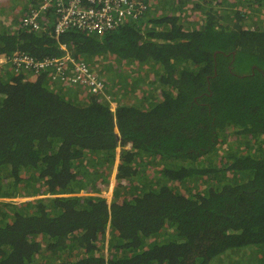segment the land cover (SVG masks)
<instances>
[{"label": "trees", "instance_id": "1", "mask_svg": "<svg viewBox=\"0 0 264 264\" xmlns=\"http://www.w3.org/2000/svg\"><path fill=\"white\" fill-rule=\"evenodd\" d=\"M209 3L200 24L187 26L182 2L59 37L19 26L15 10L12 26L0 19V54L60 56L64 43L106 92L0 71V196L52 195L0 202V264H228L247 246L264 264V28L232 17L230 0ZM109 56L137 75L118 84ZM109 183L111 199L74 194Z\"/></svg>", "mask_w": 264, "mask_h": 264}, {"label": "built area", "instance_id": "2", "mask_svg": "<svg viewBox=\"0 0 264 264\" xmlns=\"http://www.w3.org/2000/svg\"><path fill=\"white\" fill-rule=\"evenodd\" d=\"M150 8V0H40L22 16V26L35 31L47 30L44 15L53 19V34L59 37L67 30L89 33L111 31L130 20L143 19ZM60 56L38 58L26 51L0 55V69L10 65L25 74L47 72L53 83H69L91 87L93 93L105 92V83L86 60L77 58L64 43ZM111 99V98H110Z\"/></svg>", "mask_w": 264, "mask_h": 264}, {"label": "rangeland", "instance_id": "3", "mask_svg": "<svg viewBox=\"0 0 264 264\" xmlns=\"http://www.w3.org/2000/svg\"><path fill=\"white\" fill-rule=\"evenodd\" d=\"M212 1L215 2L217 0H212ZM230 1H231V4H229L228 7H229V12L231 13L232 17H234L235 13H241V15L247 16V18L245 19V22L249 23L248 26H252V25L256 24V25H259L261 28H264V4L255 3L254 0H247V1H245V0H230ZM175 3H177V2L176 1L168 2L167 0H162V1L160 0V1H158V4L155 5V0H154V3L152 4V8L150 9V12L152 14H156L157 12L162 13L163 11H171L174 9V7H176ZM188 3L190 4V6H188V7L184 6L182 8V11L184 9L185 12H187L188 15H190L189 19H187V23H188L187 26H190V22H194L197 24H200L201 22H203L204 17H205L204 13H206L208 11V9L210 7H212L211 4L209 3V0H191ZM196 3H200L199 5L204 7V9L201 10L200 8H197V7L194 8ZM215 7H217V6H215ZM190 8H191V10H190ZM225 8H227L226 5L223 9H225ZM6 12L8 15H10L9 9H7ZM225 13H227V11ZM158 14H160V13H158ZM108 61H109L108 63L112 66V69H113V70L109 71V73L110 74L116 73L119 75V77L117 78V83L120 85L122 83L119 80L126 78V74H128L130 76L131 74L137 75V73H138V72L134 71V68L136 66H134L133 64L125 63V62L118 64L116 61V58L114 56H109ZM100 63L103 66L107 62L100 61ZM247 66H248L247 63H243L242 68L246 69ZM147 68H148L147 66L144 67V69H147ZM127 79H129V77ZM151 79L152 80L155 79V76L153 74H151V77L149 80H151ZM56 84L60 85L59 83H56ZM143 87H144L143 89H139V90L138 89L137 90H133V89L126 90V92H127V94L125 96L126 102L134 103L137 101V98L139 99V98L143 97V94L146 91L147 86L144 85ZM114 89L118 92V95L120 92H122V90H119V88L117 89L116 86L114 87ZM157 97L161 98V96L159 94ZM110 98H111V96H110ZM111 100H112V98H111ZM141 103L142 102L140 101L139 104L141 105ZM144 103H147L146 99H144L143 104ZM111 106H112L113 110H115L116 103L113 100H112ZM227 132L230 133V131L228 129H227ZM228 141L229 142H239L238 140H236L235 135H231V134L229 135ZM224 148H226V147L224 146ZM224 148H222L221 151ZM146 158H147V156L142 157L143 160ZM152 160H153L152 158H149V160L147 162V163H149V165L146 166L148 168V175L149 176L155 175L157 170L160 169L159 164L158 165L156 164L159 161V159H156L154 162H151ZM118 162H119V153H118L116 165H115L114 169L112 170L113 171L112 175H114V176L116 175V172H117ZM110 185H111V183H109V185L101 184L100 190H96V189H94V190H91V189L90 190H83L80 192H76L74 194H77V195H89V194L90 195H101V196H107L109 199H111L113 197L114 184L112 185V188L110 187ZM26 193L27 192H24V190H22L20 193L21 194L20 196H15V195L10 196V197L9 196H6V197L0 196V202H7V201L21 202V201L31 200L34 198L52 196L49 194L48 195H45V194L44 195H31L30 194V195L26 196L27 195ZM260 246H263V245H260ZM245 248H248V246L243 247V248H236V249L228 250L227 252L230 251L229 254L228 255L225 254L222 258L227 259L228 264H249V262L254 261L252 256L255 253V251H254V249L253 250H243ZM103 251H104L106 256H109V251L107 248H105ZM217 260L214 259L209 264H215Z\"/></svg>", "mask_w": 264, "mask_h": 264}, {"label": "crops", "instance_id": "4", "mask_svg": "<svg viewBox=\"0 0 264 264\" xmlns=\"http://www.w3.org/2000/svg\"><path fill=\"white\" fill-rule=\"evenodd\" d=\"M40 0H0V19H3V21H5L6 23H10V25L12 26V21H13V18H12V12H14L15 10V17L16 15L18 14L20 17H22L23 15H25L28 10L30 9L31 6H34L36 5ZM158 1L160 0H155V5L158 4ZM162 1V0H161ZM168 2H174L176 1L177 3H184L183 7L186 6H190V4L188 3L189 1L191 0H167ZM35 2V3H34ZM154 3V0H150V8H149V15L151 16H154V15H157L158 13H161V12H157L156 14H152L150 12V9L152 8V4ZM3 4V5H2ZM176 4V3H175ZM197 4H200V3H196ZM196 5L194 6V8L196 7ZM2 8V9H1ZM9 9V13L10 15L7 14L6 10ZM184 10V9H183ZM191 10V8H190ZM185 11V10H184ZM147 13V14H148ZM145 17H148V16H145ZM144 17V18H145ZM43 18H46L47 22H48V27H50L51 25H53V19L51 17V15H44ZM143 18V19H144ZM152 18V17H151ZM22 19V18H21ZM142 19V20H143ZM139 21V20H138ZM151 24V23H150ZM22 26V22L19 23V26ZM30 29V28H28ZM33 30V29H31ZM35 31V30H33ZM43 30H40V31H36V32H42ZM24 51V50H23ZM0 55H8V54H0ZM6 67H10L11 69H13L10 65H7ZM3 70V69H0V71ZM14 70V69H13ZM17 72V71H16ZM28 74V73H27ZM29 76H34L32 75L31 73L28 74ZM56 84V83H54ZM58 86V84H57Z\"/></svg>", "mask_w": 264, "mask_h": 264}]
</instances>
